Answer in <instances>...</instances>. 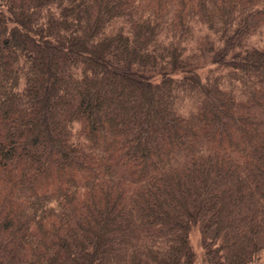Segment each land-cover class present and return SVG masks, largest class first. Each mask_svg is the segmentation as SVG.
<instances>
[{"label":"trees","instance_id":"1","mask_svg":"<svg viewBox=\"0 0 264 264\" xmlns=\"http://www.w3.org/2000/svg\"><path fill=\"white\" fill-rule=\"evenodd\" d=\"M253 264L264 0H0V264Z\"/></svg>","mask_w":264,"mask_h":264},{"label":"rangeland","instance_id":"2","mask_svg":"<svg viewBox=\"0 0 264 264\" xmlns=\"http://www.w3.org/2000/svg\"><path fill=\"white\" fill-rule=\"evenodd\" d=\"M189 244L194 254L193 264H206L202 259V249L200 246L199 232L194 229L189 235ZM253 264H264V251L262 252L260 259Z\"/></svg>","mask_w":264,"mask_h":264}]
</instances>
